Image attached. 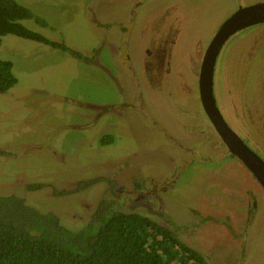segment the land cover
<instances>
[{"label": "rangeland", "instance_id": "374dc122", "mask_svg": "<svg viewBox=\"0 0 264 264\" xmlns=\"http://www.w3.org/2000/svg\"><path fill=\"white\" fill-rule=\"evenodd\" d=\"M17 1L47 22L24 26L83 58L2 36L0 58L17 83L0 93V195L53 212L71 230L101 197H115L122 210L175 228L212 264H264V190L209 129L195 70L237 7L264 0ZM213 92L264 158V21L225 40Z\"/></svg>", "mask_w": 264, "mask_h": 264}, {"label": "trees", "instance_id": "16d2710c", "mask_svg": "<svg viewBox=\"0 0 264 264\" xmlns=\"http://www.w3.org/2000/svg\"><path fill=\"white\" fill-rule=\"evenodd\" d=\"M24 19L47 25L17 0H0V42L2 36L14 34L69 50L83 58L81 53L24 26L21 22ZM16 83L12 62L0 58V93ZM112 141L110 135L102 137L103 143ZM43 186V183H30L27 188ZM69 192L55 190L58 194ZM121 203L104 195L88 223L71 230L53 212H41L20 196L0 195V264H212L204 254L184 243L175 228L162 225L144 213L124 211Z\"/></svg>", "mask_w": 264, "mask_h": 264}, {"label": "water", "instance_id": "95a60500", "mask_svg": "<svg viewBox=\"0 0 264 264\" xmlns=\"http://www.w3.org/2000/svg\"><path fill=\"white\" fill-rule=\"evenodd\" d=\"M264 21V3L240 6L217 29L203 54L199 71V96L203 109L214 129L226 144L250 169L257 181L264 187V160L258 156L227 123L217 106L213 94L214 65L225 40L237 30Z\"/></svg>", "mask_w": 264, "mask_h": 264}, {"label": "flooded vegetation", "instance_id": "af4514ba", "mask_svg": "<svg viewBox=\"0 0 264 264\" xmlns=\"http://www.w3.org/2000/svg\"><path fill=\"white\" fill-rule=\"evenodd\" d=\"M255 3H264V1H257V2H252V3H248V4H246V5H244V6H248V5H252V4H255ZM240 7V5L237 7V9ZM236 9V10H237ZM235 10V11H236ZM206 49V48H205ZM161 49H159V50H156L155 52H153V51H147L148 53H149V55H150V58H156V57H158V55H156L159 51H160ZM204 52L205 51H203L202 53H201V55L198 57V59H199V63L197 64V68L195 69L197 72H198V78H199V71H200V66H201V62H202V58H203V54H204ZM220 52V51H219ZM160 57H162V56H159L158 58H160ZM218 57V56H217ZM197 63V61L195 62V64ZM215 63H216V61H215ZM214 69H215V65H214ZM214 75V74H213ZM199 80V79H198ZM213 94H214V92H213ZM215 97V96H214ZM249 104V102L247 103V105ZM203 107V106H202ZM221 113V112H220ZM207 118H208V116H207ZM208 122H209V125H211V126H209L210 128L209 129H213V130H215L214 129V126H213V124H212V122L210 121V119L208 118ZM215 132H216V130H215ZM217 133V132H216ZM236 133V132H235ZM237 134V133H236ZM217 135H218V137H219V140H220V142H221V144L223 145V147H224V149L225 150H229L228 149V147L226 146V144L222 141V139H221V137L219 136V134L217 133ZM238 135V134H237ZM239 136V135H238ZM240 137V136H239ZM242 139V138H241ZM243 140V139H242ZM243 142H244V140H243ZM245 143V142H244ZM246 144V143H245ZM247 145V144H246ZM252 149V148H251ZM192 150V149H191ZM253 150V149H252ZM254 151V150H253ZM255 152V151H254ZM256 153V152H255ZM230 154H232L231 152H230ZM257 154V153H256ZM264 154V153H263ZM233 156H235V157H237L236 155H234V154H232ZM258 155V154H257ZM259 156V155H258ZM261 157V156H260ZM237 159H239L238 157H237ZM263 160H264V158H262ZM239 161L243 164V165H245L246 166V164L245 163H243L240 159H239ZM247 167V166H246ZM248 168V167H247ZM174 169V168H173ZM248 170L250 171V169L248 168ZM251 172V171H250ZM251 174H252V172H251ZM252 176L254 177V175L252 174ZM254 179L257 181V179L254 177ZM260 184V183H259ZM261 185V184H260ZM261 187L263 188V190H264V187L261 185ZM264 195V194H263ZM124 199H125V197H124ZM253 205L255 206L256 205V203L254 202L253 203ZM250 215H253V213L252 212H250Z\"/></svg>", "mask_w": 264, "mask_h": 264}]
</instances>
